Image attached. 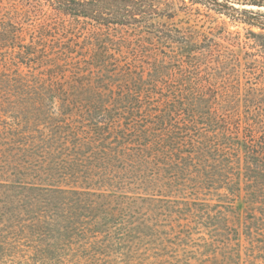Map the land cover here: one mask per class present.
<instances>
[{
    "label": "trees",
    "instance_id": "16d2710c",
    "mask_svg": "<svg viewBox=\"0 0 264 264\" xmlns=\"http://www.w3.org/2000/svg\"><path fill=\"white\" fill-rule=\"evenodd\" d=\"M48 1L0 0L1 252L85 209L139 239L162 230L154 215L192 217L178 245L204 229L200 264L264 260V65L179 26L167 0Z\"/></svg>",
    "mask_w": 264,
    "mask_h": 264
},
{
    "label": "rangeland",
    "instance_id": "374dc122",
    "mask_svg": "<svg viewBox=\"0 0 264 264\" xmlns=\"http://www.w3.org/2000/svg\"><path fill=\"white\" fill-rule=\"evenodd\" d=\"M167 1L176 9L177 15L172 21L179 26L205 32L217 39L225 34L238 37L243 55L248 56L247 53H250V60L264 65V29L245 21L249 17L254 22H264V5L258 7L243 4L249 0H231L240 9L248 8L262 13L246 17L243 14L229 16L209 10L203 4H192L190 0L185 3L182 0ZM254 1L264 4V0ZM43 3L45 9L51 10L50 1L43 0ZM242 80L244 82L245 78ZM79 213L81 216L77 219L76 230L25 234L16 241L9 242L12 245L8 246V250H0V264H200L205 257L199 251V244L205 235L204 229L193 230L186 243L178 245V224L187 223L192 217L182 219L174 213L154 215L162 230L154 238L139 239L136 238V233L125 229L95 231L90 228L95 217L85 209L79 210ZM64 225L72 224L65 222ZM4 237L5 240L10 238L9 234ZM241 252L240 264H264L261 258L249 256L250 251L246 247Z\"/></svg>",
    "mask_w": 264,
    "mask_h": 264
}]
</instances>
